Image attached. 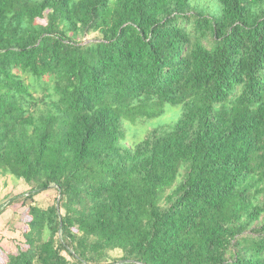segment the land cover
<instances>
[{
  "label": "trees",
  "instance_id": "obj_1",
  "mask_svg": "<svg viewBox=\"0 0 264 264\" xmlns=\"http://www.w3.org/2000/svg\"><path fill=\"white\" fill-rule=\"evenodd\" d=\"M0 175L5 264H264V0H0Z\"/></svg>",
  "mask_w": 264,
  "mask_h": 264
},
{
  "label": "rangeland",
  "instance_id": "obj_2",
  "mask_svg": "<svg viewBox=\"0 0 264 264\" xmlns=\"http://www.w3.org/2000/svg\"><path fill=\"white\" fill-rule=\"evenodd\" d=\"M36 22L37 24L41 25L45 24V21L43 20H37ZM164 110L165 117L161 119L162 124L169 123L174 112H178L179 114L181 113L180 107H172L170 105H165ZM168 110L170 111L167 112L166 115V111ZM158 120L159 118L157 121H150L152 128H157L159 124ZM140 128H148V131L150 130L148 125L140 126ZM138 130L139 131L137 132L139 133L136 137L132 138V135L127 134V139L129 142L133 140H135V142H140L144 139L146 132H142L140 129ZM28 189V186L23 181L15 180L11 177H3L0 175V205L2 203L6 205L12 196H19L25 193ZM56 197L57 192L55 189H50L35 196V198H33V202L35 205L44 208L53 204ZM27 209L28 207L26 205L17 203L8 207L6 211L0 215V264H5L7 262L8 256L15 255L19 248L24 247L22 244L23 239L20 231L26 229V223L29 221ZM113 255L118 257L119 254L114 253Z\"/></svg>",
  "mask_w": 264,
  "mask_h": 264
}]
</instances>
